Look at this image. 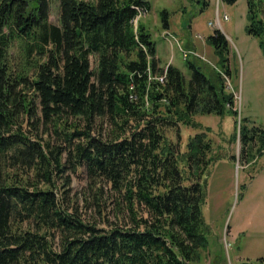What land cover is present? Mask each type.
<instances>
[{
  "label": "trees",
  "instance_id": "1",
  "mask_svg": "<svg viewBox=\"0 0 264 264\" xmlns=\"http://www.w3.org/2000/svg\"><path fill=\"white\" fill-rule=\"evenodd\" d=\"M139 7L150 11L147 0H0V264H202L223 158L206 132L184 140L180 126L231 116L241 164L262 156L264 129L237 118L226 36L209 37L217 67L188 63V80L160 66ZM247 7L264 54V0ZM79 171L87 184L73 194Z\"/></svg>",
  "mask_w": 264,
  "mask_h": 264
},
{
  "label": "rangeland",
  "instance_id": "2",
  "mask_svg": "<svg viewBox=\"0 0 264 264\" xmlns=\"http://www.w3.org/2000/svg\"><path fill=\"white\" fill-rule=\"evenodd\" d=\"M147 1L150 11L141 15L147 14L140 23L151 36L160 66L173 65L188 80V63L207 71L217 67L209 37L217 30L226 36L232 67L228 83L237 96L238 121L247 119L249 127L264 129V54L259 39L246 31L247 0L234 5L221 0ZM51 21L59 24L57 3L52 6ZM194 122L200 127L180 126L183 139L206 132L213 142V154L223 158L209 177L204 215L210 230L202 264H264V150L260 158L243 165L233 117L200 115ZM176 134V130L169 132L174 140ZM258 148L255 145L253 152ZM86 184L84 173L72 174L73 194H80Z\"/></svg>",
  "mask_w": 264,
  "mask_h": 264
},
{
  "label": "built area",
  "instance_id": "3",
  "mask_svg": "<svg viewBox=\"0 0 264 264\" xmlns=\"http://www.w3.org/2000/svg\"><path fill=\"white\" fill-rule=\"evenodd\" d=\"M137 10H138V16L137 17H141V13H147L148 11L145 9V8H143V7H139V8H137ZM161 80H163V78H161Z\"/></svg>",
  "mask_w": 264,
  "mask_h": 264
},
{
  "label": "crops",
  "instance_id": "4",
  "mask_svg": "<svg viewBox=\"0 0 264 264\" xmlns=\"http://www.w3.org/2000/svg\"><path fill=\"white\" fill-rule=\"evenodd\" d=\"M168 27H169V26H168ZM165 32H166V31H165ZM156 57H157V54H156ZM168 65H169V64H167V66H168ZM167 66H166V67H167Z\"/></svg>",
  "mask_w": 264,
  "mask_h": 264
},
{
  "label": "bare ground",
  "instance_id": "5",
  "mask_svg": "<svg viewBox=\"0 0 264 264\" xmlns=\"http://www.w3.org/2000/svg\"><path fill=\"white\" fill-rule=\"evenodd\" d=\"M142 14H144V13H141V15H142ZM138 18H139V17H138ZM138 18H137V19H138Z\"/></svg>",
  "mask_w": 264,
  "mask_h": 264
}]
</instances>
